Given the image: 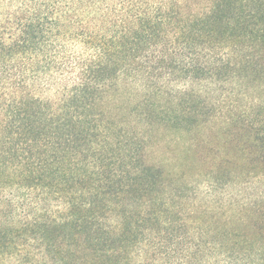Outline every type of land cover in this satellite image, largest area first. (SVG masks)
Masks as SVG:
<instances>
[{
	"label": "trees",
	"instance_id": "obj_1",
	"mask_svg": "<svg viewBox=\"0 0 264 264\" xmlns=\"http://www.w3.org/2000/svg\"><path fill=\"white\" fill-rule=\"evenodd\" d=\"M216 121L263 188L264 0H0V264H264V191L145 157Z\"/></svg>",
	"mask_w": 264,
	"mask_h": 264
},
{
	"label": "rangeland",
	"instance_id": "obj_2",
	"mask_svg": "<svg viewBox=\"0 0 264 264\" xmlns=\"http://www.w3.org/2000/svg\"><path fill=\"white\" fill-rule=\"evenodd\" d=\"M222 131L225 128L218 121L206 123L197 134H179L163 126L152 127L146 136L145 157L149 163L174 171L170 177L173 181L187 185V194L199 195L204 200L224 201L231 187L228 194L242 199L264 191V187L255 189L251 186V182L261 178L238 175L234 170L230 172L227 185L220 182L212 165L224 163L227 168V160H236L228 144L223 145L229 140H225Z\"/></svg>",
	"mask_w": 264,
	"mask_h": 264
}]
</instances>
